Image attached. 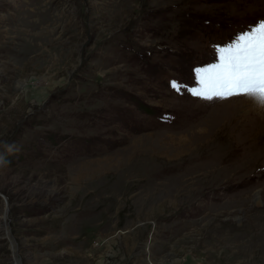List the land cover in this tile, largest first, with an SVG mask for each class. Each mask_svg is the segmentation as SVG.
Wrapping results in <instances>:
<instances>
[{"label": "rangeland", "instance_id": "1", "mask_svg": "<svg viewBox=\"0 0 264 264\" xmlns=\"http://www.w3.org/2000/svg\"><path fill=\"white\" fill-rule=\"evenodd\" d=\"M261 19L264 0H0V264H264V108L191 92Z\"/></svg>", "mask_w": 264, "mask_h": 264}, {"label": "snow or ice", "instance_id": "2", "mask_svg": "<svg viewBox=\"0 0 264 264\" xmlns=\"http://www.w3.org/2000/svg\"><path fill=\"white\" fill-rule=\"evenodd\" d=\"M217 53L218 63L195 70L197 85L203 79L204 86L192 88V94L207 102L247 99L264 108V19L218 46ZM170 86L183 90L176 81Z\"/></svg>", "mask_w": 264, "mask_h": 264}]
</instances>
